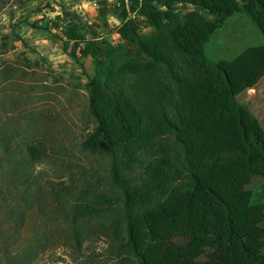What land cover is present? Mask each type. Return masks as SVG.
Returning <instances> with one entry per match:
<instances>
[{
  "label": "trees",
  "instance_id": "trees-1",
  "mask_svg": "<svg viewBox=\"0 0 264 264\" xmlns=\"http://www.w3.org/2000/svg\"><path fill=\"white\" fill-rule=\"evenodd\" d=\"M108 13L121 21L120 44L74 21L62 37L84 72L82 60L94 64L83 148L109 158L107 176L42 179L45 148L0 135V264H35L59 246L78 256L93 238L117 264H264V128L238 101L264 78V44L228 67L206 55L236 15L264 36V14L238 0L101 1L100 19ZM33 212L42 225L25 240Z\"/></svg>",
  "mask_w": 264,
  "mask_h": 264
},
{
  "label": "rangeland",
  "instance_id": "rangeland-1",
  "mask_svg": "<svg viewBox=\"0 0 264 264\" xmlns=\"http://www.w3.org/2000/svg\"><path fill=\"white\" fill-rule=\"evenodd\" d=\"M26 1L8 0L0 11V135L9 139L14 148H24L27 143L45 148L46 156L36 168L42 179L66 183L74 175L78 181H94L95 176L103 179L109 158L83 148L95 127L87 87L89 77L94 75V64L91 58L82 60L84 72L76 60L77 45L70 43L65 51L62 37L64 29L74 21L83 32L90 33L94 28L102 38L120 44L117 28L121 21L112 13L100 19L101 1L111 9L118 0ZM238 2L250 13L264 14L260 11L264 0ZM176 9L193 10L184 5ZM199 11L207 15L203 9ZM151 31L142 27L144 34ZM263 44L264 36L251 17L236 15L214 35L206 55L211 62H223L228 67L227 62L248 50L256 52ZM238 101L264 128V78L246 89ZM262 184L256 178L250 188L256 192ZM41 225L40 215L30 213L24 239L30 240ZM109 250L105 238H93L78 256L59 246L35 264H117Z\"/></svg>",
  "mask_w": 264,
  "mask_h": 264
}]
</instances>
